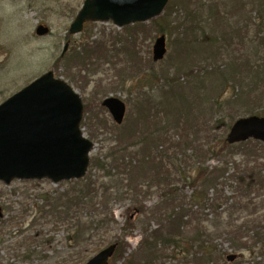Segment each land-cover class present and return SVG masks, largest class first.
<instances>
[{
	"label": "rangeland",
	"instance_id": "rangeland-1",
	"mask_svg": "<svg viewBox=\"0 0 264 264\" xmlns=\"http://www.w3.org/2000/svg\"><path fill=\"white\" fill-rule=\"evenodd\" d=\"M83 1L0 0V103L51 71L82 101V132L94 145L90 162L103 161L112 154L131 156L134 169L140 167L139 161L144 168L134 172L131 186H146V160L141 159H146L148 148L149 157L163 167L174 163L182 173L191 175L189 157L215 141L213 135L224 138L238 118L264 116V100H256L253 94L244 96L248 81L242 80L246 59L264 68V13L258 12L253 0H168L162 13L151 21L122 28L111 22L89 23L79 34L68 37V27ZM40 25L49 30L46 36L35 35ZM160 34L165 37L166 53L162 60L153 62L152 46ZM65 44L67 49L62 54ZM101 44L108 49H100ZM84 45H95V50L88 61H78L74 55L81 57ZM108 97L125 105L121 125H116L100 105ZM217 121L223 126L215 128ZM202 158L208 170L216 164L205 155ZM90 174L101 176L93 169ZM69 187L48 180L0 182V224L13 218L12 226L0 230V264L17 263L12 245L33 236L20 234L18 228L38 234L30 244L37 252L32 264H56L57 256L65 254V228L55 232L42 221L34 225L31 221L38 218L35 209L45 204L43 195L55 197ZM192 191L184 185L185 196ZM225 194L231 195L230 187ZM156 195L154 190L138 202L125 199L113 203L118 227L111 233L112 240L122 237L118 228L126 227V223L134 230L108 264H139L146 256L138 247L143 227H157L146 215L158 201ZM257 202L264 215V200ZM24 211L28 212L23 215ZM262 223L264 227V216ZM46 240L48 246L41 244ZM214 245L215 253L223 254V261L217 264H227V254H242L232 264H264L262 241L254 253H235L219 239ZM42 256L47 259L42 260ZM189 261L176 258L165 264Z\"/></svg>",
	"mask_w": 264,
	"mask_h": 264
},
{
	"label": "trees",
	"instance_id": "trees-1",
	"mask_svg": "<svg viewBox=\"0 0 264 264\" xmlns=\"http://www.w3.org/2000/svg\"><path fill=\"white\" fill-rule=\"evenodd\" d=\"M251 3L256 4L258 12L264 13V0ZM83 47L81 57L74 55L78 61H88L95 50V45ZM100 47L97 45L104 51L108 49L106 44ZM124 52L127 53L126 49ZM242 75V80L248 81L244 96L253 94L256 100H264L263 66L246 59ZM222 126L218 121L215 123V128ZM213 136L215 141L199 147L194 157H189L191 175L182 173L174 163H165L163 167L160 161L149 157L146 148V159H141L146 160V186L141 183H137V188L131 186L136 177L134 172L144 171L140 161V167L134 169L136 164L130 155L116 157L112 154L103 161L92 159L89 173L79 181L67 182L70 187L64 192L55 197L43 195L44 206L35 209L39 219L35 217L31 224L42 221L55 232L65 228L64 243L68 250L61 257L57 256L56 264H83L112 243L117 245L115 256L119 245L134 227L126 223V227L118 228L122 237L112 240L111 233L118 227L113 216V203L125 199L138 202L144 195L150 197L154 190L158 201L146 215L157 227L151 230L147 225L141 231L138 252L146 253V256L139 264H165L176 258L186 262L190 259L189 264H217L223 261V254L215 253L214 244L218 239L235 253H254L259 249L257 243L264 242V215L260 214L257 202L264 200V146L255 141L227 145L223 135ZM204 155L216 163L211 170L201 161ZM92 169L101 172V176H91ZM187 184L193 188L189 196L183 193ZM229 187L231 195L227 196L225 189ZM205 209L208 214L204 213ZM244 218L246 220H241ZM11 221L13 218L0 224V230L12 226ZM18 231L33 236L16 240L11 248L13 259L18 264H32L37 252L30 244L38 234L20 228ZM41 244L48 246L50 243L46 240ZM17 263L7 261V264Z\"/></svg>",
	"mask_w": 264,
	"mask_h": 264
},
{
	"label": "water",
	"instance_id": "water-1",
	"mask_svg": "<svg viewBox=\"0 0 264 264\" xmlns=\"http://www.w3.org/2000/svg\"><path fill=\"white\" fill-rule=\"evenodd\" d=\"M168 0H84L68 29L77 34L87 22L112 21L117 27L146 22L157 17ZM37 36L48 29L38 26ZM67 44L64 46L65 52ZM165 54V38L158 37L152 47V60ZM113 122L120 125L124 104L113 97L101 103ZM82 104L79 96L61 79L47 72L0 104V181L43 180L53 184L84 177L93 144L80 130ZM264 144V117L237 119L225 137L228 145L247 140ZM0 217H2L0 211ZM115 249L110 245L85 264H108ZM236 255H227L233 262Z\"/></svg>",
	"mask_w": 264,
	"mask_h": 264
}]
</instances>
